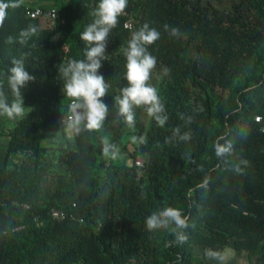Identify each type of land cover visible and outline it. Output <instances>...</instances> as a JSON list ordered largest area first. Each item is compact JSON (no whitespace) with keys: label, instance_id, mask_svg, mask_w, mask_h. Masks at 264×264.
Listing matches in <instances>:
<instances>
[{"label":"trees","instance_id":"16d2710c","mask_svg":"<svg viewBox=\"0 0 264 264\" xmlns=\"http://www.w3.org/2000/svg\"><path fill=\"white\" fill-rule=\"evenodd\" d=\"M5 2L0 89L11 103L14 59L35 79L22 90L25 115L0 114V138H7L0 264H217L205 249L225 248L244 264H264V133L254 120L264 119V0H128L99 70L109 85L102 98L108 118L99 131L71 133V144L58 124L70 102L59 69L83 58L80 34L99 0ZM36 8L56 10L50 26L28 17ZM144 24L160 32L147 46L157 61L148 83L167 121L160 126L141 106L130 127L116 98L127 86L124 49ZM48 132L61 137L44 144ZM185 133L190 139H180ZM104 141L116 146L115 157L104 155ZM166 207L189 217L183 244L174 243L172 227H145L148 215ZM53 210L66 219H53Z\"/></svg>","mask_w":264,"mask_h":264},{"label":"clouds","instance_id":"9594fccd","mask_svg":"<svg viewBox=\"0 0 264 264\" xmlns=\"http://www.w3.org/2000/svg\"><path fill=\"white\" fill-rule=\"evenodd\" d=\"M127 6L128 0H99L93 12V22L88 24L80 34V39L86 44L83 58L71 59L66 65L60 66L59 71L64 78L62 91L64 97H68L71 101L70 115L66 121L64 118L62 121L66 123L70 133L79 135L84 131H99L108 118L109 107L102 98L107 95L109 85L99 70L106 59L109 34L119 23V17L125 13ZM8 7L9 4L5 0H0V26L3 25ZM164 27L171 36L180 37L182 35L179 28L169 29L168 25ZM35 30V28L32 29L33 32ZM159 38V31L144 24L132 33L124 49L126 58L124 78L127 86L120 90L116 103L118 104V115L123 117L124 122L130 127L135 125L134 109L141 106L145 107L147 114L154 118L160 126L167 121V116L164 115L165 108L157 90L148 83L157 61L148 52L147 46ZM165 71L167 72V69ZM34 79L35 77L26 70L23 59L12 61L8 85L14 94V99L9 103L3 90L0 89V114L6 115L9 119L22 118L25 115L26 107L22 90ZM175 132L178 133L179 129ZM180 139L188 140L190 136L185 133L180 136ZM117 151L114 144L104 141V155L111 154L115 157ZM188 220L189 217L183 214L182 210L166 207L148 215L145 218V227L150 232L172 227L174 243L183 244L188 239L186 231L190 227ZM204 255L207 259L216 261L217 264H227L233 256V251L230 248L205 249Z\"/></svg>","mask_w":264,"mask_h":264},{"label":"built area","instance_id":"2783aa9c","mask_svg":"<svg viewBox=\"0 0 264 264\" xmlns=\"http://www.w3.org/2000/svg\"><path fill=\"white\" fill-rule=\"evenodd\" d=\"M29 18H42L46 24H48V26H50V24L55 20L56 18V10L54 8H50V9H41V8H36L33 10H30L27 13ZM124 28L127 30H131L132 29V24L130 20H127L124 22ZM71 102V101H70ZM70 102L68 104V112L65 116L61 117L58 119V124L60 126H64L66 127V123L64 121L67 120L68 116L70 115V111H69V105ZM64 118V121H62V119ZM255 122L260 124V131L262 133H264V119L261 116H255L254 118ZM62 121V122H61ZM135 164L138 168V174L139 176L142 173V168H143V162L140 158H137L135 161ZM74 206V205H73ZM51 216L53 219L58 220V221H62L64 219H66V214L62 211H58V210H53L51 212Z\"/></svg>","mask_w":264,"mask_h":264},{"label":"rangeland","instance_id":"374dc122","mask_svg":"<svg viewBox=\"0 0 264 264\" xmlns=\"http://www.w3.org/2000/svg\"><path fill=\"white\" fill-rule=\"evenodd\" d=\"M211 1L218 6L225 5L226 3H228V0H211ZM195 55L196 54L192 51L187 53L188 58H193ZM66 134H67L66 137L68 138L67 143L71 144L72 137H71V133L68 131L67 128H66ZM44 136L45 138L43 139L42 143L51 144L59 140V138L61 137V133L60 132H48V133H45ZM6 146H7V138L1 137L0 138V166L3 164V161H4ZM232 258L235 259V264H244L242 257H240L239 255L233 254Z\"/></svg>","mask_w":264,"mask_h":264},{"label":"crops","instance_id":"0c3cea01","mask_svg":"<svg viewBox=\"0 0 264 264\" xmlns=\"http://www.w3.org/2000/svg\"><path fill=\"white\" fill-rule=\"evenodd\" d=\"M34 3L38 6H47L50 4V0H34Z\"/></svg>","mask_w":264,"mask_h":264}]
</instances>
